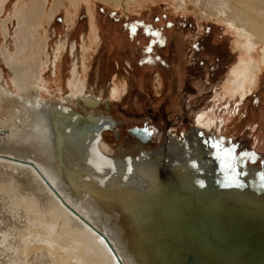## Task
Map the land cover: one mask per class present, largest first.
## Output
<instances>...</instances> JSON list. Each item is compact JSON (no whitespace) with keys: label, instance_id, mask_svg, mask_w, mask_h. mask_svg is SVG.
<instances>
[{"label":"bare ground","instance_id":"bare-ground-1","mask_svg":"<svg viewBox=\"0 0 264 264\" xmlns=\"http://www.w3.org/2000/svg\"><path fill=\"white\" fill-rule=\"evenodd\" d=\"M62 1H56L50 12L47 0H31L19 8L16 49L5 46L4 58L19 92L10 91L0 73V183L19 187L22 202L9 209L8 217L0 215L1 227L11 225V231L0 235V246L4 244L0 250L11 253L10 264H170L157 225L159 203L170 194V184L212 175L220 178L228 199L252 204L264 198L257 193L264 191V165L248 164L228 147L213 146L212 139L198 134L178 137L177 148L168 147L166 152L136 153L139 143L131 148L118 144L111 152L105 149L102 140L114 127L110 103L78 77L84 62L75 43L68 93L55 99L41 91L43 69L50 64L49 57L43 59L49 33L42 41L35 34ZM105 1L123 6L129 2ZM174 1L186 5L185 0ZM211 1L212 5H203L205 11L219 17L239 38L242 56L226 89L230 96L244 98L257 81L261 62L264 65V45L261 62L255 55L264 43V0ZM68 18L71 21L72 15ZM65 48L64 40L55 45L60 57ZM77 116L85 120L80 123L87 125L85 129H79L84 127L75 122ZM201 117L205 119L199 127L211 130L216 119ZM151 135L136 138L146 143Z\"/></svg>","mask_w":264,"mask_h":264},{"label":"rangeland","instance_id":"rangeland-1","mask_svg":"<svg viewBox=\"0 0 264 264\" xmlns=\"http://www.w3.org/2000/svg\"><path fill=\"white\" fill-rule=\"evenodd\" d=\"M30 1L4 0L0 5V73L14 94L19 89L12 80L4 51L5 46L15 51L18 28L15 12ZM56 1L47 0L46 12L51 11ZM62 2L54 17L35 34L42 41L49 33L43 59L49 57L50 64L43 69L45 87L41 91L43 96L55 99L68 93L71 46L75 43L84 62L78 77L88 89L110 103L108 113L115 120L114 128H109L102 140L105 149L111 152L118 144L134 147L139 142L129 131L134 126L154 130L147 142L140 144L145 146L143 150L139 148L136 153L154 149L166 152L173 146L176 149L180 144L178 137L186 134L191 139L193 135L189 132L195 128L197 131L203 119L200 116H206L217 121L207 132L202 127L201 133L213 135L219 146H227L228 151L248 164L263 167L264 65L260 60L264 43L258 45L255 53L262 69L252 91L244 98H235L226 87L242 49L237 34L227 29L219 17L205 11L203 5L212 1L185 0L186 5H178L174 0H129L126 6L105 0ZM59 40H64L66 46L61 57L55 51ZM1 110L0 101V114ZM74 120L84 127L80 130L87 126L80 125L85 121L81 117ZM220 129L222 132L217 136ZM117 134H122V138L118 139ZM0 184V215L8 217L9 209L22 202L19 187L15 186V191L14 187L6 186L7 189L4 182ZM4 226H0V235L11 228L10 224ZM3 247L4 244L0 249ZM10 255L9 251L0 250V264H10L7 263L12 261Z\"/></svg>","mask_w":264,"mask_h":264},{"label":"water","instance_id":"water-1","mask_svg":"<svg viewBox=\"0 0 264 264\" xmlns=\"http://www.w3.org/2000/svg\"><path fill=\"white\" fill-rule=\"evenodd\" d=\"M129 131L142 140L152 133L138 126ZM218 180L176 179L161 197L157 225L170 264H264V198L232 201Z\"/></svg>","mask_w":264,"mask_h":264},{"label":"flooded vegetation","instance_id":"flooded-vegetation-1","mask_svg":"<svg viewBox=\"0 0 264 264\" xmlns=\"http://www.w3.org/2000/svg\"><path fill=\"white\" fill-rule=\"evenodd\" d=\"M201 117V116H200ZM203 119H205V118H203ZM111 121H113V123H114V125H115V120H113V118H112V120ZM217 120H215V122H216ZM223 124V123H222ZM199 126V125H198ZM143 127H145V129L146 130H150V128H148L147 126H143ZM112 128V127H111ZM114 128V127H113ZM112 128V129H113ZM152 131H154V130H152ZM196 128L195 129H193V131H192V129H191V131H190V134L191 135H197L198 134V136L200 137V138H204V137H208V138H210V140L212 139V141H210L211 142V145H213L214 146V143H216V138L213 136V135H211V136H208V135H204L203 133H201V131H202V128H200L199 127V129L196 131ZM222 131H221V129H220V132L219 133H221ZM130 133V132H129ZM192 133H195V134H192ZM132 135H134V134H132ZM135 136V135H134ZM217 136H218V134H217ZM136 137V136H135ZM193 137V136H192ZM139 138V137H138ZM217 138H219V137H217ZM140 142V141H139ZM139 142H137V143H139ZM141 143V142H140ZM140 143H139V145H138V148L137 149H139L140 148V150L141 149H143L145 146H141L140 145ZM216 145H217V143H216ZM225 146V145H224ZM227 147V146H226Z\"/></svg>","mask_w":264,"mask_h":264}]
</instances>
